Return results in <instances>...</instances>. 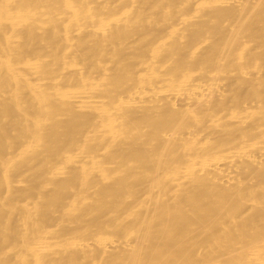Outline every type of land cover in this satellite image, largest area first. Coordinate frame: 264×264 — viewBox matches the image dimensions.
<instances>
[{"label":"bare ground","instance_id":"1","mask_svg":"<svg viewBox=\"0 0 264 264\" xmlns=\"http://www.w3.org/2000/svg\"><path fill=\"white\" fill-rule=\"evenodd\" d=\"M0 264H264V0H0Z\"/></svg>","mask_w":264,"mask_h":264}]
</instances>
